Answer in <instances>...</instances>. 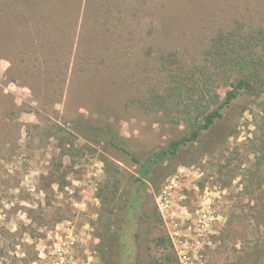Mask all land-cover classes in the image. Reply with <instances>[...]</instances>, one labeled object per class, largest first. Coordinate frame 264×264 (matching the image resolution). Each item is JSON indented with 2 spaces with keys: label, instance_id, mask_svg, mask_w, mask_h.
Instances as JSON below:
<instances>
[{
  "label": "rangeland",
  "instance_id": "374dc122",
  "mask_svg": "<svg viewBox=\"0 0 264 264\" xmlns=\"http://www.w3.org/2000/svg\"><path fill=\"white\" fill-rule=\"evenodd\" d=\"M83 15L56 19L78 21L66 67L20 38L0 52V74L20 78L0 76V264H245L255 236L240 207L264 190V99L242 96L148 173L122 148L143 163L186 135L180 110L153 98L179 66L205 67L221 102L235 74L210 53L220 36L264 60V41H247L264 32V0L91 1Z\"/></svg>",
  "mask_w": 264,
  "mask_h": 264
},
{
  "label": "trees",
  "instance_id": "16d2710c",
  "mask_svg": "<svg viewBox=\"0 0 264 264\" xmlns=\"http://www.w3.org/2000/svg\"><path fill=\"white\" fill-rule=\"evenodd\" d=\"M52 1L56 2L59 0ZM90 3V0L85 3L84 18ZM9 5L12 6V4ZM0 8L3 9L4 7L2 8V5H0ZM5 9L10 10V8H8L7 0L4 10ZM19 12V14L14 16V21L12 15L1 17L0 14V41L12 43L17 36V39L20 38L22 40V44L26 43L31 46L39 44L43 49H48L50 51L49 55L52 59L49 61L60 58V63L63 61V64L66 67L74 43L73 37L75 36V31L78 27V21H70L68 29L71 28V31L73 32L67 35L61 34L59 23H57L55 18L39 20L36 17V19L31 17V14L24 9H20ZM32 34L37 36L35 41H30L28 39V36H30L31 39L34 37ZM225 40L229 41L230 39L228 37L220 36L218 39V49L210 52L214 56V60L217 62V69L225 67V69H227L225 72L235 74L229 85V89L224 94L221 102L215 106L213 105L215 99L206 89L211 86L210 83L213 78L207 71H204L205 67H202L197 75H194L192 69L189 67H186L185 65L184 67L179 66L180 68L178 67L173 70L171 74L169 81L170 85L167 83V95L164 98H159L158 96L153 98L155 100H162V102L159 103L157 101L156 104L162 106H165L166 104V106L173 105L174 108L180 110L181 115L185 117L184 120L186 121L188 128L186 135L172 141L167 148L156 149L143 163H141L134 154L127 151L126 148H122V150L130 157L131 161L139 166L140 169H144L145 173H148L149 168L152 166L175 157L183 146L198 142L203 134L210 131L217 121L224 117V113L232 108L234 103L242 96L264 99V60L261 59L255 61L243 56L245 52L251 49L247 48L246 45H241V50H227V43ZM55 41H58L59 45L56 46ZM247 41L252 47L259 46L264 41V32L260 31L255 37L250 38ZM220 60H222V63ZM173 64H176V62H173L172 65ZM79 133L88 138H94V135H96L97 138H95V140H106L101 139L104 138V134L98 131L92 132L91 130H80ZM108 141L111 145L115 144L114 141ZM114 146L116 147V145ZM142 175L144 174L142 173ZM248 194L252 197L255 196L254 194H258L256 197L257 206L255 209H250L249 205L240 207V216L244 220L245 225L247 223H252V230H254L255 237L251 243L252 246L249 245L248 249L245 248L246 251L244 252L245 254L243 257H241V262L243 261L245 264H248L249 258H252V264H264V190L257 188V190L249 191ZM247 209L250 210L249 214H247ZM250 215H252L251 221L247 218ZM231 216L234 217V213ZM245 228L247 229V227ZM231 234L233 235L234 232L231 231Z\"/></svg>",
  "mask_w": 264,
  "mask_h": 264
},
{
  "label": "crops",
  "instance_id": "0c3cea01",
  "mask_svg": "<svg viewBox=\"0 0 264 264\" xmlns=\"http://www.w3.org/2000/svg\"><path fill=\"white\" fill-rule=\"evenodd\" d=\"M86 1H89V0H59L56 2H53L52 0H42V1L10 0L12 4V7H11L12 10L11 8L10 10L9 9L4 10V8L3 9L0 8L2 10L0 14H1V17L2 16L8 17V15H12V18L14 21V16L20 13L19 12L20 9H24L32 16L42 19V20H46L48 18H55V20L56 19H60V20L73 19V18L80 17L83 14V9L85 8ZM90 1L94 2L96 4V7H98L99 10H101L103 5L105 4L110 7L111 2L117 3L123 0H90ZM59 28H60L61 34L68 35L73 32L71 31V29H68L67 23H63V22L59 23ZM30 47L33 48V46L29 45L25 50H27ZM19 48H21V46H18L17 36L15 38V41H13L12 43L0 41V52L2 50L4 51L5 50H15L16 51V50H19ZM9 63L12 64L10 61ZM8 68L6 69L5 73L3 75L1 73L0 76H3L4 78L6 77V80L10 81L9 82L10 84H14L18 86L20 83L19 82L20 78H11V79L7 78L6 75H7V71L9 70ZM0 93H6V92L5 91L1 92L0 90Z\"/></svg>",
  "mask_w": 264,
  "mask_h": 264
},
{
  "label": "built area",
  "instance_id": "2783aa9c",
  "mask_svg": "<svg viewBox=\"0 0 264 264\" xmlns=\"http://www.w3.org/2000/svg\"><path fill=\"white\" fill-rule=\"evenodd\" d=\"M185 258L188 259V257H185ZM201 259H202V258H199V257L197 258V257H196V261H202ZM198 264H203V262H198Z\"/></svg>",
  "mask_w": 264,
  "mask_h": 264
}]
</instances>
